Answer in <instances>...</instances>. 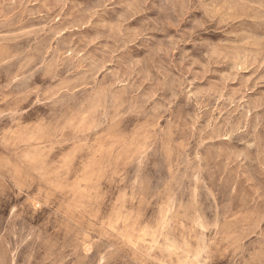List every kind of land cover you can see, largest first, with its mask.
<instances>
[{
  "label": "rangeland",
  "instance_id": "374dc122",
  "mask_svg": "<svg viewBox=\"0 0 264 264\" xmlns=\"http://www.w3.org/2000/svg\"><path fill=\"white\" fill-rule=\"evenodd\" d=\"M0 264H264V0H0Z\"/></svg>",
  "mask_w": 264,
  "mask_h": 264
}]
</instances>
